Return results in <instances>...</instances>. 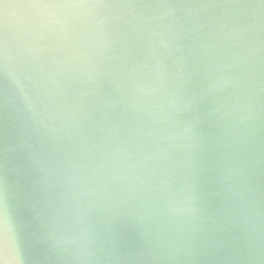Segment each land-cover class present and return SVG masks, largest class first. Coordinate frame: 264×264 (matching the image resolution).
<instances>
[{"label":"water","instance_id":"obj_1","mask_svg":"<svg viewBox=\"0 0 264 264\" xmlns=\"http://www.w3.org/2000/svg\"><path fill=\"white\" fill-rule=\"evenodd\" d=\"M0 198L20 264H264V0H0Z\"/></svg>","mask_w":264,"mask_h":264},{"label":"snow or ice","instance_id":"obj_2","mask_svg":"<svg viewBox=\"0 0 264 264\" xmlns=\"http://www.w3.org/2000/svg\"><path fill=\"white\" fill-rule=\"evenodd\" d=\"M28 2H33V0H28ZM0 225H4L7 227L8 237H7V247L9 250L14 251L17 255V264H20L19 261V242L18 237L15 231L14 226L11 224V222L8 219L7 211L4 207L3 199L0 198ZM2 247V245H0Z\"/></svg>","mask_w":264,"mask_h":264}]
</instances>
